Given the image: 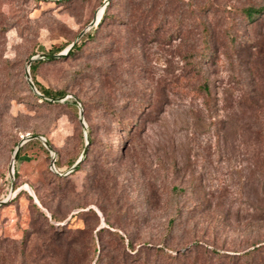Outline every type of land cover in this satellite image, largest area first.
<instances>
[{"label": "rangeland", "instance_id": "obj_1", "mask_svg": "<svg viewBox=\"0 0 264 264\" xmlns=\"http://www.w3.org/2000/svg\"><path fill=\"white\" fill-rule=\"evenodd\" d=\"M250 4L264 0H0L6 264H95L101 249L98 264H118L113 231L264 264V20L233 10ZM35 57L33 82L64 98L31 88ZM50 226L72 243L44 258ZM147 248L131 264H153Z\"/></svg>", "mask_w": 264, "mask_h": 264}, {"label": "trees", "instance_id": "obj_2", "mask_svg": "<svg viewBox=\"0 0 264 264\" xmlns=\"http://www.w3.org/2000/svg\"><path fill=\"white\" fill-rule=\"evenodd\" d=\"M233 10H236V12H239L241 16H243L244 19L247 20L248 23H254V22H258L261 20H264V4L262 5H254V4H250V5H246V6H242L240 8H233ZM104 17L105 14L103 15L102 19L100 20V22L98 24H101L104 21ZM209 33H208V29L206 28V36L208 37ZM205 38L206 40H208V38ZM230 43L231 46L230 48H233V50L235 48H237V44L235 41V38L233 37L232 34H230ZM236 44V45H235ZM234 45V46H233ZM81 46V44L77 45L74 44L72 46V48L69 50L68 54H72L74 53L76 50H78V48ZM62 47H58L53 49L52 51H50L51 54H57L58 52L62 51ZM208 50H210V44L207 43L203 46L202 50H201V55L205 56L206 53H208ZM42 61H35L33 63H31L30 65V71L34 74L37 66L41 63ZM35 84L37 85L38 89L43 93V95H45L48 98H61L64 97L66 95V91L64 90H52L49 88H44L42 86H40L36 81ZM204 89L207 93H209V89L208 86L205 85ZM39 99H41V97H38ZM43 101H47L45 99H42ZM49 102V101H47ZM22 153V147L20 148L19 152H18V156ZM77 169L80 168V165L78 164ZM52 217H56V215L54 213H52ZM174 223V219H171L169 221V226L172 227ZM107 228H101L99 229V240L103 241L101 234L106 231ZM173 230V229H172ZM49 231L51 233V235L49 236V238L44 242V253L47 252V254L44 256V258H52L53 254L51 255L50 252H52L56 247L58 248V246L62 245L65 241V244L67 247H70L71 245V240H62L61 236L62 234H60V232L55 231V229L53 228V226H50ZM111 232V231H110ZM113 235H116L119 239V241L121 242V249L120 252L118 254V264H131V263H138L139 261L142 260V258L136 257V254L139 253L140 251L144 250L146 247H148L147 249L150 248V251H154L155 253V261L153 262V264H210L209 263V259L212 260L217 259L216 261H220L223 257L216 252H213L214 256H211L209 258V256L207 257H200L199 256V252L201 251L198 247H194L191 249H185L184 251H181L180 249H178L177 247L171 248L173 249V251H175L174 253H166L164 251V249L159 246L156 249H153V245L149 244L148 242H145L143 244L140 245V247L138 249H135V245L134 242L132 241L131 238L127 237L125 238L123 235H121L119 232L117 231H113L112 232ZM125 242H127V245L125 247ZM22 245L24 247H22L21 253L20 255L25 256L26 254L24 253L25 250L27 249L28 245H29V240H23L22 241ZM166 248L170 249L168 246H165ZM262 245H259L257 247H254L253 250H250L246 253L243 254L244 257H251V255L253 254V252H259L260 249L262 248ZM26 248V249H25ZM55 252V250H54ZM202 253H205L202 251ZM9 253H6L5 251H3V253L0 254V260H3V264H6L8 257H9ZM206 255V254H203ZM28 257V256H27ZM104 257V253L103 250H100V254L95 262V264H98V262L100 261V259ZM232 258V257H230ZM215 261V260H214ZM232 261V259H231ZM145 262H148L149 264H151L149 258L148 260H145ZM211 262V261H210ZM8 264V263H7ZM246 264V263H245Z\"/></svg>", "mask_w": 264, "mask_h": 264}, {"label": "water", "instance_id": "obj_3", "mask_svg": "<svg viewBox=\"0 0 264 264\" xmlns=\"http://www.w3.org/2000/svg\"><path fill=\"white\" fill-rule=\"evenodd\" d=\"M95 22H96V20H94L92 24H94ZM82 34H83V32L80 34V36H81ZM74 44H75V42L72 43V44L67 48V50H66L65 52H63V53H60V54H58V53H57V54H49V55H46V57H48V58H57V57L63 56V55H65V54H66V53L72 48V46H73ZM34 59H36V57H35V58H31V59L29 60V62H28V69H27V71H26V77H27L28 82H29V85L31 86L32 89H34L36 92H38V94L41 95L42 97H44V98H48V97H46L45 95L39 93L37 87L35 86V83H34L33 80L31 79L30 69H29V68H30V65H31V63H32V61H33ZM62 98H64V97H61V98H49V99H52L53 101H58V100H60V99H62ZM33 137H36V136H32L31 138H33ZM47 144H48V143H47ZM21 145H22V143H20L19 146L17 147L16 152H15V157L17 156L18 151H19V148H20ZM87 147H88V146L85 147V151H84V153H83V156H84V154H85L86 151H87ZM83 156H82V157H81V158H80V159L74 164L73 169L76 168L77 165L82 161ZM52 165L54 166V162H52ZM12 174H14V166H12ZM5 202H7V200L0 201V204L5 203Z\"/></svg>", "mask_w": 264, "mask_h": 264}, {"label": "bare ground", "instance_id": "obj_4", "mask_svg": "<svg viewBox=\"0 0 264 264\" xmlns=\"http://www.w3.org/2000/svg\"><path fill=\"white\" fill-rule=\"evenodd\" d=\"M100 14H101V12H100Z\"/></svg>", "mask_w": 264, "mask_h": 264}]
</instances>
